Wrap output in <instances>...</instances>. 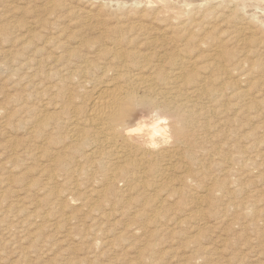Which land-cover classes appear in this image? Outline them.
<instances>
[{"label": "bare ground", "instance_id": "bare-ground-1", "mask_svg": "<svg viewBox=\"0 0 264 264\" xmlns=\"http://www.w3.org/2000/svg\"><path fill=\"white\" fill-rule=\"evenodd\" d=\"M96 2L78 0V10L64 12L48 2L49 17L30 26L49 30L40 40L57 54L36 61L43 53L35 49L24 62L55 79L41 122L53 148L47 182L61 177L71 192L85 185L73 175L88 179L87 191L132 221L197 223L203 205L218 208L244 192L242 169L264 166V133L241 119L264 117V87L253 80L263 75L254 58L264 55V0ZM69 14L70 32L61 26ZM165 189L177 208L157 203ZM132 203L143 207L133 216Z\"/></svg>", "mask_w": 264, "mask_h": 264}, {"label": "rangeland", "instance_id": "rangeland-1", "mask_svg": "<svg viewBox=\"0 0 264 264\" xmlns=\"http://www.w3.org/2000/svg\"><path fill=\"white\" fill-rule=\"evenodd\" d=\"M64 1L0 0V264H264V166L260 163L256 172L242 169L239 176L244 192L238 198L218 208L203 205L198 211L202 219L197 223L129 220L118 204L104 201L99 192L87 191L93 182L80 176L71 179L76 184L85 180L79 191L66 190L61 177L48 184V152L53 148L46 143L42 120L52 110L46 106L50 96L46 89L55 79L33 75L24 62L35 49L43 53L36 61L57 55L40 40L49 30L38 26L30 30V26L36 19L49 17L44 13L48 2L58 5L57 12L78 10L84 4ZM69 15L61 26L67 24L70 32L74 24H68L73 14ZM17 39L21 42H10ZM254 61L263 75L253 80L264 87V55ZM48 67L45 64L42 68ZM254 114L241 118L242 128L255 125L263 134V113ZM39 130L43 132L38 135ZM243 140L241 137L240 142ZM172 174L179 175L177 171ZM167 190L155 200L158 203L165 198L164 202L177 208L175 197L166 198ZM60 191L66 193L61 197ZM128 207L132 216L143 208L137 203ZM148 207L147 213L152 214Z\"/></svg>", "mask_w": 264, "mask_h": 264}]
</instances>
